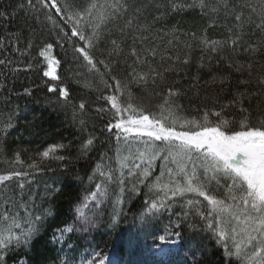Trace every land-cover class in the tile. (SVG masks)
Instances as JSON below:
<instances>
[{
    "label": "trees",
    "instance_id": "obj_1",
    "mask_svg": "<svg viewBox=\"0 0 264 264\" xmlns=\"http://www.w3.org/2000/svg\"><path fill=\"white\" fill-rule=\"evenodd\" d=\"M64 2L58 0V3ZM71 2L84 5L87 0ZM177 2L192 3V0ZM207 2L212 4L214 0ZM18 3H26V0H0V10L12 12ZM127 3L126 14L101 26L102 35L95 48L90 50L95 58L110 64L111 73L102 65H98L99 73L89 70L80 53L74 51L76 47H84V42L71 37V23H65L66 18L61 19L54 9L50 14L69 33L68 36L46 20L48 9L33 12L25 7L9 16L7 21L0 19V60L5 61L0 65V122L11 117L13 124L6 136H0V173L12 170L11 162L17 152L25 165H39L37 169L16 165V170L27 171L29 175L13 178L10 185L18 193L20 189L16 185L24 184L23 200L42 221L31 247L9 250L7 264H79L75 254L82 253H87L85 261L91 264H97L100 258L111 254L118 257L117 264H247L246 259L228 257L212 234L202 230L203 221L195 215V208L186 207L189 198L200 200L203 207L207 202L202 197L189 194L169 201V208L149 213L148 201L156 197L144 185H140L137 194H132L129 191L131 183H127L121 196L119 188L113 184L108 196L98 197L95 201L90 193L96 190L95 185L102 179L94 172L98 163L118 169V150L127 155L129 150L139 148L133 136H129L127 142L121 137L117 143L113 135L117 130L113 129L112 133L105 130L106 123L112 119L111 105L101 97L115 93L114 87L105 86V82L114 83L111 76L125 83L131 81L124 95L119 97L120 103H127L128 92H131V102L143 107L146 113L158 112L157 106L171 88L179 92L171 99L182 106L180 114L183 116L200 119L208 110L210 120L218 119L213 112H221L224 118L239 121L245 114L230 102L238 91L247 89L252 94L244 100L248 122L255 125L264 120V85L260 83L264 76V54L246 50L249 44L257 47L264 43V33L256 27L260 22L258 12L252 14L254 23L245 22L242 47L233 52L231 38L241 30L230 14L221 11L219 15L209 16L198 7L171 12L164 7L168 0H127ZM229 3L238 7L251 5L259 10L262 0H229ZM244 11L246 16L249 15L248 8ZM162 12L167 14L159 20L153 19L160 17ZM128 19H134L131 28L126 27ZM138 25H150V29L143 33L148 37L143 44L139 43ZM134 37L137 39L135 45ZM204 39L221 42L222 47L212 52L202 43ZM112 40L117 41L122 51L109 58L114 47ZM225 41L228 43H223ZM49 43L53 44V56L60 61L57 80L43 75L48 65L40 52ZM133 46L138 52L149 48L157 50V56H148L147 59L151 67L162 73V79L153 74L146 81L131 80L129 65L135 58L129 53ZM184 59L188 63H182ZM249 62L253 63L251 75L246 70L236 72L228 66L229 63L247 65ZM169 67L173 70L164 71ZM137 71L147 73L148 66L140 65ZM222 78H226L223 84L219 82ZM241 80H250L251 83L244 85ZM51 87H55V91H50ZM63 88L69 92L67 103L60 96ZM81 101L85 103L83 112L78 108ZM81 119L85 121L83 126ZM89 134L96 140L94 147L84 154L81 144ZM53 144L66 145L57 151V155L67 159L41 157L40 153ZM165 170L163 159L155 161L149 183ZM164 179L166 181L167 176ZM118 196L120 203H117ZM185 212L189 213L187 217ZM20 214L24 215L23 210ZM114 217L117 220L115 228L112 227ZM175 223H181V227L175 229ZM192 224L196 229L190 227ZM64 228L73 230L61 236L59 230ZM133 230L137 233L131 232ZM171 231L181 233L180 237L173 238L179 241L180 248L169 260L162 261L151 249L163 247L158 237L167 236ZM129 242L132 248L127 247ZM97 252L100 257L96 256Z\"/></svg>",
    "mask_w": 264,
    "mask_h": 264
},
{
    "label": "snow or ice",
    "instance_id": "obj_2",
    "mask_svg": "<svg viewBox=\"0 0 264 264\" xmlns=\"http://www.w3.org/2000/svg\"><path fill=\"white\" fill-rule=\"evenodd\" d=\"M25 7L33 12H39L42 9H48L45 18L53 28H59L64 36L69 33L64 31L57 19L51 15L54 9L65 23H71V37H77L79 41L84 42V47H76L74 51L80 53L89 70L100 72L102 65L106 72L111 73L112 68L105 60H98L90 54V50L95 48L96 42L102 35V25L108 23L126 14L128 11L127 0H87L84 5H77L71 0H65L64 3H58V0H26V3H18L12 12L0 10V19L7 21L9 16L15 15L16 11L23 10ZM164 7L171 12L182 11L185 8H199L205 15H219L221 11L225 15H231L232 20L241 30L240 34L234 33L231 38L232 51L235 52L242 47L243 28L245 22L254 23L252 14L258 12L259 24L256 27L264 33V0L257 7L251 5L235 6L229 3V0H214L212 4L207 0H192V3H178L177 0H168ZM249 9V15H245L244 9ZM139 11V9H137ZM167 12H162L160 17H153L154 20L161 19ZM134 19L126 20V27L133 26ZM212 25L210 24L209 27ZM91 32H86V29ZM150 29V25H138L136 31L141 33L139 43L143 44L148 39L143 33ZM123 32V29H121ZM69 37V39L71 38ZM113 50L109 53V58L113 53L119 54L122 49L116 40L111 41ZM137 39L133 38V44ZM202 43L210 47L212 52L218 51L222 43L218 41L209 42L204 39ZM223 43H228L227 41ZM53 48L49 43L45 49L40 52L47 60L48 69L44 71L45 77L57 80L56 68L60 61L54 57H49L47 51ZM246 50L255 54L257 51L264 54V43L257 47L249 44ZM143 53V55L141 54ZM135 59L129 65L131 80L146 81L150 76L163 78V75L156 68L148 64V56L155 57L158 52L154 48L147 50L141 49L139 52L135 46L130 49L129 53ZM164 57L161 56V60ZM169 59H171L169 57ZM179 60V57H176ZM182 63H188L184 59ZM5 64L0 60V65ZM140 65H147L148 72L140 73L137 71ZM203 66V65H201ZM230 68L236 72L247 71L252 74L253 63L247 65L229 63ZM173 70L171 67L165 68L164 71ZM103 77V73H101ZM110 79L114 83L105 82V86L115 89V93L107 97H101L110 102V113L112 119L105 125V130L113 133L117 143L123 137L128 141V137L133 133V139L138 140L143 145V150L136 149L128 151L127 155L117 152L118 169H113L110 165L98 163L95 173L101 177V182L95 185V191L90 193L92 200L108 196L111 185L115 184L119 188L122 196L126 190L127 183H131L132 194L139 192L140 185L148 188L153 193L155 199L148 201L149 213L159 212L161 209L171 207L169 201H175L177 198H183L189 194L202 197L207 202L201 207V201L198 199H187L186 207L195 208V215L203 221L202 230L212 234L216 242L221 245L224 253L228 257L246 259L247 264H264V120L258 124L248 122L247 108L244 106V100L251 93L238 91L230 102L231 106L244 113V117L239 121L235 118L228 120L221 115V112H213L212 115L217 117L216 121L209 119V111L205 110L200 119L196 117H186L180 114L182 106L175 103L174 96H178V91L171 88L167 90V95L163 102L157 107L158 112H145V109L134 105L131 92H128L127 103H120L119 97L123 96L125 90L129 87L128 83L123 82L116 76ZM153 79V83H155ZM221 84L226 82V78L219 81ZM241 84L247 85L250 80H241ZM261 85H264V76L260 78ZM50 91H55L51 87ZM28 91V90H26ZM67 103L69 92L63 88L60 92ZM78 108L81 112L85 109V103L80 102ZM98 111H104L98 109ZM0 127V136H6L9 129L13 127L11 117ZM85 121L80 120L83 126ZM235 125V126H234ZM147 139H143V138ZM96 137L89 134L88 138L81 144V150L87 154L94 147ZM64 144H53L47 150L40 153L42 158H51L53 160L63 161L67 157L57 155L59 149L65 148ZM163 159L165 161V171L159 176L152 178L153 164L155 161ZM12 170H5L0 173V264H7V253L9 250L16 248H30L34 238L39 234V225L42 223L41 217L37 216L31 209L30 204L23 200L24 184L18 183L16 188L20 189L17 193L10 185L13 178H19L29 175L27 171L16 170V165L37 169L36 163L25 165L21 160L20 153L14 155L11 162ZM174 167H168V165ZM127 170V172H125ZM165 176L167 180L165 181ZM131 178V180H129ZM91 179V177H90ZM224 181V183H222ZM120 196L117 197V203H120ZM23 210L24 215L20 212ZM51 215V210H48ZM185 217L189 215L184 213ZM143 219V217H142ZM117 226L115 217L112 221V227ZM155 227V225H152ZM175 229L181 227V223H175ZM196 229V225H190ZM72 228L60 229L61 236L64 232H71ZM179 231H171L167 236L158 237L162 244L175 243L174 237H180ZM54 239H59L55 237ZM162 251V250H161ZM100 257L99 252L96 253ZM107 256L99 259L98 264H105Z\"/></svg>",
    "mask_w": 264,
    "mask_h": 264
},
{
    "label": "rangeland",
    "instance_id": "obj_3",
    "mask_svg": "<svg viewBox=\"0 0 264 264\" xmlns=\"http://www.w3.org/2000/svg\"><path fill=\"white\" fill-rule=\"evenodd\" d=\"M47 55L49 57H54L53 56V53H52V49L48 50L47 51ZM46 64H47V60L45 59V57L43 56ZM55 58V57H54ZM48 65V64H47ZM58 68V67H57ZM57 68H56V75H57ZM50 80H52L50 77H48ZM135 134L133 133L131 136H134ZM143 139H147L146 137L143 138ZM135 144L137 147H139L138 149L140 150H143V145L138 141V140H135ZM139 229V228H138ZM131 232H134V233H137V230L136 231H131ZM128 233V232H127ZM129 235H131V233H129ZM127 244V243H126ZM131 243L129 242L127 244V247L129 248L131 246L132 248V245H130ZM180 248V244L178 241H175V243H168L167 245H165V247L163 248H160V249H156L155 247H153L151 249V251L154 252L155 256L158 258V259H161L162 261H167L171 258V256L175 253L177 254L178 250ZM162 250V251H161ZM75 258L78 260V263L79 264H91L90 262H86V258H87V253H82V254H78L76 255L75 254Z\"/></svg>",
    "mask_w": 264,
    "mask_h": 264
}]
</instances>
